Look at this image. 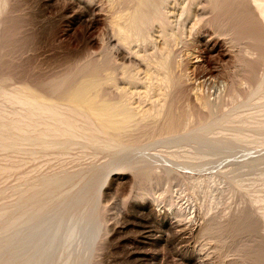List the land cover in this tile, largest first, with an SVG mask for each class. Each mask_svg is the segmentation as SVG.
Segmentation results:
<instances>
[{
    "label": "rangeland",
    "instance_id": "1",
    "mask_svg": "<svg viewBox=\"0 0 264 264\" xmlns=\"http://www.w3.org/2000/svg\"><path fill=\"white\" fill-rule=\"evenodd\" d=\"M169 2L168 36L148 19L129 43L118 26L133 0L0 9V89L58 97L93 74L102 97L125 95L139 111L158 95L147 63L156 40L183 57L186 79L174 124L146 125L127 146L0 149V227L18 217L0 234V264H264V25L235 8L189 18L186 0ZM84 4L98 5L91 24L78 17ZM202 36L221 51L207 53ZM1 106L12 103L0 96Z\"/></svg>",
    "mask_w": 264,
    "mask_h": 264
},
{
    "label": "bare ground",
    "instance_id": "2",
    "mask_svg": "<svg viewBox=\"0 0 264 264\" xmlns=\"http://www.w3.org/2000/svg\"><path fill=\"white\" fill-rule=\"evenodd\" d=\"M169 1L170 0H133V2H136V5H133V7L130 8L125 14L123 13V16L121 15L122 20L120 22V25L118 26V28L120 29L119 31L122 32L123 40L125 41V43H129L132 36H135V34L139 33L142 30L144 23H146L148 19L154 21L156 20L155 22L159 24V27L162 30L160 32L163 33L164 31L165 34H168L166 29H168L167 27L169 24L167 14ZM9 4H11L10 0H0V9L2 8L1 10H3L4 7L6 9V6H8ZM186 5L187 7L184 8H186V12L189 18L196 12L198 15L203 14V16L205 17L207 15H205V13L203 12L207 11L208 9V11L212 10L210 13H212V16H215L214 14L216 12H229L232 8H235L236 12L240 11V15L238 14V17L240 16L242 18H251L254 15V17L258 19L259 23L264 25V22L262 23V21H264V0H186ZM200 5H203L204 8L200 7ZM91 6L88 4H84L83 10L81 12H78V17H83L88 24H91L95 21V9L98 8V5L96 4L95 6H93L94 8ZM197 7H200V12L198 10H195V8ZM237 9L239 11H237ZM197 14L195 15L198 16ZM196 16L195 19H197ZM199 17H201V15ZM199 17L197 19L198 21L196 22H201L205 19L203 17V19L201 18L200 21ZM239 19L240 18H238V20ZM242 22L244 23L245 21ZM197 24L198 23L195 24L196 27ZM255 26L257 25H254V27ZM165 34L164 37H167L168 35L165 36ZM210 40L211 39H208L207 36H202L199 40L207 53H211L212 51H216L219 49V46L212 45V40ZM154 43L155 48L157 49V54L154 57L150 58L151 61L148 59L151 63L148 62L147 58L146 60L147 63L153 68L152 70L155 76L154 85L158 92V95L157 99L150 107L148 106L145 109L135 111L136 109L129 106V104L127 103L128 101L126 102V98L124 97L125 95H121L120 98L117 96H111V98L102 97L97 90L98 81L96 80L95 76L92 77L93 74L90 77L86 76V78H83L80 81L78 80V82L76 81L75 84L72 83L73 85L70 84L71 86H68V88L65 89V91L61 92L58 97H56L57 95L55 97L48 96V94L46 96L43 94L45 92H41L39 87L37 88L31 86V84L18 90H13L15 87L9 90L2 88L0 89V96L8 99L12 103V106L10 109L3 106L0 107V149L7 147L14 148L15 146L21 147L18 144L23 141L30 142L32 143V145H41L45 142L44 146H46L47 144V146L51 145L54 147V145L56 144L61 145L62 143L63 145L64 142H67L68 140L72 141L79 139L85 141L86 143H88V141H90L89 143L91 144L92 141L93 143L101 142L103 143L102 145H105V147L109 146L112 148H119L127 146L129 143L133 142L132 140L135 138L134 135L137 132L141 131V128H145L146 125L150 126V124H156V126L162 127L163 129L171 127L172 124H174L176 114H178V102H180L179 98L181 99V95L179 94L183 89L181 84H183V86L185 84L181 82H183V80H186L183 79L185 74L183 73V75L181 73V65L182 63L184 65L185 60L183 59V57L178 58L173 56L171 50L167 48V46H161L162 43L158 40H156ZM163 44L165 43L163 42ZM230 53L231 52H229L228 49H226L225 47L223 48V55L225 57H227ZM139 56L142 57L143 55ZM91 73L94 72L91 71ZM181 74L183 75V78ZM151 76L152 79L154 76ZM32 85H34V83H32ZM180 86L182 87L181 90L179 89ZM16 88H18V86ZM148 90L146 92H148ZM48 92L49 91H47L46 93ZM146 92H144V94ZM115 97H117L118 99H115ZM195 97H197V95ZM149 102L148 105H150ZM135 116L138 117V119L134 123L132 121L135 119ZM151 120L153 121V123H150ZM137 124L139 125L137 126ZM159 127H157V129ZM138 134H140V132ZM22 144L24 145L25 142ZM111 177L112 174L109 171L105 175L104 181L101 185V194H103L102 191H104V188H106V185H108V181L111 179ZM0 216L4 217L1 212ZM15 217H12L9 220L10 222L8 221V219L6 220L8 222H5L6 224L0 227V234L4 233L6 230L8 231L11 225L16 222L18 217ZM103 235L105 236L107 234L102 233L101 238ZM101 238L96 240L97 245L99 241L101 243ZM97 247L98 246H96L95 248Z\"/></svg>",
    "mask_w": 264,
    "mask_h": 264
}]
</instances>
